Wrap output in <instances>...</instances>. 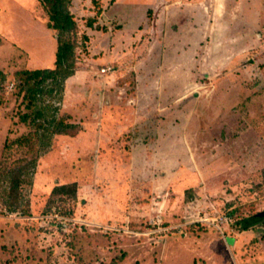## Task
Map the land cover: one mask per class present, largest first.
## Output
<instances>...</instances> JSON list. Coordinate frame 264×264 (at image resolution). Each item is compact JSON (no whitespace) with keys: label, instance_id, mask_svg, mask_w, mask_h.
<instances>
[{"label":"rangeland","instance_id":"1","mask_svg":"<svg viewBox=\"0 0 264 264\" xmlns=\"http://www.w3.org/2000/svg\"><path fill=\"white\" fill-rule=\"evenodd\" d=\"M114 1L72 0L76 71L51 101L79 131L42 149L18 142L16 72L54 68L57 31L42 0H0V264H264V218L239 223L264 212V0Z\"/></svg>","mask_w":264,"mask_h":264},{"label":"trees","instance_id":"2","mask_svg":"<svg viewBox=\"0 0 264 264\" xmlns=\"http://www.w3.org/2000/svg\"><path fill=\"white\" fill-rule=\"evenodd\" d=\"M48 15V27L56 30L57 51L54 61L55 67L24 69L17 71L22 79L21 91L24 93L23 102L29 111L20 114L19 119L34 127L33 133H28L18 139L21 145L30 144L35 136L42 142V149L51 146L55 134L75 135L79 131V124L67 122L68 116H57V109L52 103L54 93H62L65 80L76 71L75 43L70 34L77 31V22L70 9L72 0H42ZM101 9L92 17H88L87 23L93 26L97 22ZM99 27L98 24L95 25ZM87 39V36H84ZM6 78L5 72L0 68V87ZM30 171H19L18 174L9 173L10 183L4 189L5 196L9 199L7 206L10 210L18 208L20 197V185L24 177L31 175ZM24 175V177H23ZM77 185H57L53 193L76 194ZM264 216L256 213L252 217L242 219L243 229H249L257 224Z\"/></svg>","mask_w":264,"mask_h":264},{"label":"crops","instance_id":"3","mask_svg":"<svg viewBox=\"0 0 264 264\" xmlns=\"http://www.w3.org/2000/svg\"><path fill=\"white\" fill-rule=\"evenodd\" d=\"M167 1H169V0H155L154 3L157 4L158 8H159L160 5L164 4V2H167ZM114 2H117V0H115ZM154 3L152 5H154ZM183 15L184 14H182V13L177 14L176 17L172 18L173 23H171V24L174 26L178 25L179 27H184L185 24L188 23V20H187V18H184ZM133 22H135V20ZM174 26H173V29H174ZM56 41H57V39H56ZM100 124H102V122H100Z\"/></svg>","mask_w":264,"mask_h":264},{"label":"built area","instance_id":"4","mask_svg":"<svg viewBox=\"0 0 264 264\" xmlns=\"http://www.w3.org/2000/svg\"><path fill=\"white\" fill-rule=\"evenodd\" d=\"M114 69H115V68L112 67V66H105V67H102V68L100 69V74H102V75H106V74L110 73L111 71H113Z\"/></svg>","mask_w":264,"mask_h":264},{"label":"water","instance_id":"5","mask_svg":"<svg viewBox=\"0 0 264 264\" xmlns=\"http://www.w3.org/2000/svg\"><path fill=\"white\" fill-rule=\"evenodd\" d=\"M260 216H264V212H261L260 213ZM229 241L232 243L233 242V239L229 238Z\"/></svg>","mask_w":264,"mask_h":264}]
</instances>
